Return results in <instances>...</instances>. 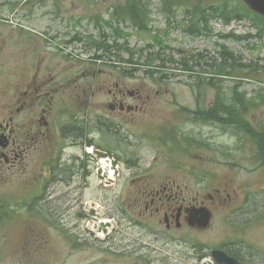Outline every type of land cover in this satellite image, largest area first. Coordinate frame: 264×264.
<instances>
[{
	"label": "rangeland",
	"instance_id": "rangeland-1",
	"mask_svg": "<svg viewBox=\"0 0 264 264\" xmlns=\"http://www.w3.org/2000/svg\"><path fill=\"white\" fill-rule=\"evenodd\" d=\"M36 1L0 0V103L6 96V83L16 84L22 78L24 59H31L34 44L43 45L45 38H67L58 41L57 48H65V53L92 63L95 54L108 52L102 48L96 51L93 41L117 44L118 48L111 49V57L106 55L108 62L105 64L122 70L128 68L127 74L121 76L129 84L142 86L144 92L149 93L150 101L146 107L140 105L143 112L135 114L141 122L127 127L134 133L122 130L124 141L121 148H117L116 138L107 134L101 146L89 143L81 152L75 151L90 160L85 202L88 217L81 227L85 229L83 234L89 235L88 241L82 239L79 244L72 245L75 236L68 228L69 218L59 223L61 219L57 215L46 218L37 211L33 203L34 178L29 188L22 187L20 177L6 184V202L0 201V264H214L211 250L221 244L241 255L243 264H264V151L257 156L241 149L242 138L251 143L259 138L264 146V35L257 36L256 28L248 19L226 23L218 17L209 19L212 34L188 35L180 26L185 24L188 28L195 20L184 16V11L192 8V2L197 0H184L172 9L168 6L166 10L162 0H138L149 9L144 21L146 26L141 32L124 19L113 22L114 7H125L127 0ZM218 1L209 0L212 3ZM89 15L91 18L99 16V23L84 18ZM71 17L73 19L70 20ZM117 27L121 29L119 33L115 32ZM76 32L92 38L88 39L90 49H83L85 44L79 40H73L64 47L63 42L76 38ZM153 40L160 44L148 48ZM120 45L131 48L133 57ZM49 50L54 52V49ZM158 51L161 52L160 57L152 65L145 64L147 57ZM224 52L233 53L240 64H235L237 70L222 77L215 71L211 72L209 67L224 62ZM120 55L129 62H117ZM162 59L165 67L160 66ZM227 63L230 64L229 61ZM183 64L192 69L186 70ZM119 70L107 71L118 76ZM210 82L216 84V88ZM240 94L248 103L240 109L244 114L236 116L232 113L236 124L224 127L204 124L206 126L190 129L188 122L197 100L201 101L203 108H208L213 99L222 95L227 99L226 104L237 111L238 104L233 100ZM101 99L103 97L98 101ZM223 114L226 116L225 112ZM217 117L220 119L222 116ZM184 129L186 133L180 138V131ZM92 135L98 136L97 133ZM169 135H174V138L171 140ZM197 136L209 137L211 144L206 143L219 148L218 153L212 149L215 163L219 165L218 172L231 170L239 175L240 181L246 182L247 188L252 185L255 189L254 193L248 194L252 199L250 204H253L251 210L247 211L240 204L241 209L216 212L208 230L171 232L166 231L164 224L158 223L162 215L135 213L134 219L149 229L141 225L130 226L127 233L121 234L117 229L120 218L117 196L139 194V189L146 188L145 184H148L140 182H152L151 189L153 183L173 178L175 185L180 186L177 189L179 193H201L211 189L210 186L195 185L188 172L175 167L195 162L187 157L192 151L189 141ZM209 148L206 151L212 152ZM3 192L0 186V195ZM62 204V211H66L69 204ZM153 209L150 206L149 212ZM105 220L107 225H104ZM104 230L110 233L106 241H103ZM135 238L151 243L156 250L155 255L163 254L166 259L152 262L143 258V261L131 246ZM143 252L152 256L148 249Z\"/></svg>",
	"mask_w": 264,
	"mask_h": 264
},
{
	"label": "flooded vegetation",
	"instance_id": "flooded-vegetation-1",
	"mask_svg": "<svg viewBox=\"0 0 264 264\" xmlns=\"http://www.w3.org/2000/svg\"><path fill=\"white\" fill-rule=\"evenodd\" d=\"M139 6L133 2L126 11L132 10L135 17ZM84 18L91 19V16ZM65 39L45 38L43 45L34 44L33 57L24 59L22 78L16 84L6 83V96L0 103V186L4 189L0 198L6 201V184L14 178L20 177L23 188H29L34 178L37 211L46 218L57 215L61 219L59 223L69 218L67 224L70 232L81 241L85 231L81 227L88 217L85 202L88 198L86 183L90 177V160L82 158L81 153L75 151L81 152L89 143L101 146L107 134L115 137L117 148H121L124 141L122 130L126 129L128 134L134 133L127 127L141 122L135 114L143 112L140 105L146 107L150 95L144 92L142 86L126 82L121 76L120 67L107 66L105 62L97 64L101 56L91 63L72 58L71 54L59 48L54 52L49 50L53 44ZM69 39L66 43L81 38ZM109 69H120L117 71L119 75L115 76L112 71L108 74ZM100 97H103L101 102L98 101ZM233 101L239 106L240 101ZM132 109H136V112L127 114ZM240 109H235L238 113L236 116H240ZM224 112L226 116H223ZM217 115L222 117L219 119ZM233 117L227 109L217 107L216 98L208 108H203L201 101L197 100L188 123L191 130L207 124L224 127L236 124ZM185 129L180 131V138L186 133ZM169 138L172 140L174 135H169ZM241 141L244 153L260 154L264 151L263 145L244 138ZM206 142L211 144L209 137L197 136L189 141L192 151L188 159L195 162L175 167L188 172L195 185L210 186L211 189L201 193H179L177 189L180 186L175 185L173 178L153 183L151 189L152 182H140L148 184H145L146 188L139 189V194L117 196L120 212L117 229L121 234L127 233L126 229L130 226L141 225L149 229L146 224H139L134 219L135 213L162 215L158 223L164 224L166 231L171 232L182 229L203 231L198 227L202 216L199 211L203 208H208L213 218L221 210L241 209L240 204L246 205L247 211L251 210L253 204L250 205L252 199L248 194L254 193L255 189L252 185L247 188L246 182L240 181L239 175L231 170L218 172L219 165L215 163L216 157L212 153H218L219 148H212ZM207 148L213 151L207 152ZM136 168L140 169L138 166ZM63 201L69 204L66 211H62ZM150 206L154 208L151 213ZM151 245L140 238H135L131 243L134 250L140 251L137 255L152 262L165 260L163 254L155 255L156 250ZM146 249L152 252V256L143 252Z\"/></svg>",
	"mask_w": 264,
	"mask_h": 264
},
{
	"label": "trees",
	"instance_id": "trees-1",
	"mask_svg": "<svg viewBox=\"0 0 264 264\" xmlns=\"http://www.w3.org/2000/svg\"><path fill=\"white\" fill-rule=\"evenodd\" d=\"M163 5H165V8L167 9L168 5L170 9L174 5H176L178 2H182L184 0H162ZM188 1H194V0H188ZM193 7L190 8L187 15H191L193 17L197 18L196 22H193L189 28L187 29L188 32L192 34H205L207 35L212 34V29L209 26V19L213 17L222 18L226 23H231L232 21L236 20H245L248 19L252 22L254 27L257 30V36L264 35V17H261L255 13H253L248 7L240 2L239 0H220L217 3L209 2V0H197V2H192ZM130 13L133 17L134 12L130 10ZM200 28L199 30L197 28ZM160 44L159 41L154 40V44L148 45L149 48L155 47V45ZM99 47V45H98ZM100 48V47H99ZM106 50L108 51L106 55L108 57H111L112 50H110V47L107 46ZM129 51H131L129 49ZM154 52L151 53L147 57V62L145 64L152 65L153 61L155 59H158L160 57L161 52H155V57L153 56ZM153 56V57H152ZM223 59L225 62L218 66L217 73L223 74V72L227 73L228 71V64L226 63L228 58L231 62V65H229V68L232 70H237L238 68L235 66V64H240V62H237V58L234 56L233 53L224 52L222 53ZM163 63L160 64L161 67H165L164 62L165 60L162 59ZM186 63V62H185ZM184 68L187 70L192 69V67L188 66L187 64H183ZM149 72L154 73V70H149Z\"/></svg>",
	"mask_w": 264,
	"mask_h": 264
},
{
	"label": "water",
	"instance_id": "water-1",
	"mask_svg": "<svg viewBox=\"0 0 264 264\" xmlns=\"http://www.w3.org/2000/svg\"><path fill=\"white\" fill-rule=\"evenodd\" d=\"M253 9L264 14V0H245ZM206 221L209 222V217L206 216ZM217 260L222 264H238V261L235 258L228 257L226 254L221 253V251L214 252Z\"/></svg>",
	"mask_w": 264,
	"mask_h": 264
},
{
	"label": "bare ground",
	"instance_id": "bare-ground-1",
	"mask_svg": "<svg viewBox=\"0 0 264 264\" xmlns=\"http://www.w3.org/2000/svg\"><path fill=\"white\" fill-rule=\"evenodd\" d=\"M165 57V56H164ZM105 213V212H104ZM82 220V219H81ZM97 235V234H96ZM189 258V257H188Z\"/></svg>",
	"mask_w": 264,
	"mask_h": 264
}]
</instances>
